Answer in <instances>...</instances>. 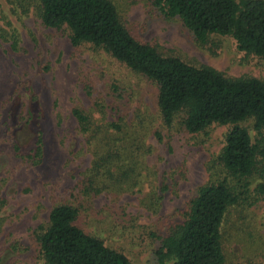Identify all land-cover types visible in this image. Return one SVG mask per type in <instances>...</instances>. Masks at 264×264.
Returning <instances> with one entry per match:
<instances>
[{"label": "rangeland", "instance_id": "rangeland-1", "mask_svg": "<svg viewBox=\"0 0 264 264\" xmlns=\"http://www.w3.org/2000/svg\"><path fill=\"white\" fill-rule=\"evenodd\" d=\"M111 1L133 37L163 56L208 65L228 77L264 81V57L238 51L231 37L212 34L200 45L153 0ZM38 7V0H0V264H45L34 233L46 225L56 204H80L85 228L124 252L131 264H157L155 251L167 228L182 217L199 187L221 176L216 158L228 126L188 133L180 116L165 126L154 83L102 48L72 45L66 26L43 25ZM30 97L41 109L40 164L15 154L7 125L9 115L21 119L26 114ZM74 107L124 144L106 181L110 188L89 196L81 194V180L94 154L72 116ZM241 126L254 142L252 121ZM259 181L253 175L249 199L226 213L224 264H264V197L254 191Z\"/></svg>", "mask_w": 264, "mask_h": 264}, {"label": "trees", "instance_id": "trees-1", "mask_svg": "<svg viewBox=\"0 0 264 264\" xmlns=\"http://www.w3.org/2000/svg\"><path fill=\"white\" fill-rule=\"evenodd\" d=\"M153 1L166 18L179 19L197 44H206L212 34L229 36L238 51L264 57V0ZM38 2L44 26H66L72 45L102 48L126 68L154 83L158 112L165 126L170 128L178 116L179 124L188 133L204 132L213 124L228 126L216 158L221 176L198 188L155 251L157 264H224L222 224L229 208L249 199L253 175L260 179L254 191L264 197V81L228 77L208 65L195 66L176 56H163L152 45L133 37L111 0ZM71 113L87 135L94 154L81 180L80 193L89 196L110 188L106 181L108 177L112 179L111 169L118 164L116 160L120 161L124 144L122 140L113 141L115 133L102 132L83 109L74 107ZM40 117V106L30 97L21 119L10 115L7 119L15 154L33 164H40L44 157ZM248 120L257 133L254 142L241 126ZM110 126L115 131L121 129L116 123ZM23 133L28 135L24 140ZM84 211L80 204L52 206L46 225L34 233L44 263L131 264L124 252L85 228Z\"/></svg>", "mask_w": 264, "mask_h": 264}]
</instances>
